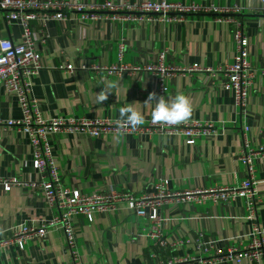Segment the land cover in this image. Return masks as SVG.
Listing matches in <instances>:
<instances>
[{"label": "crops", "instance_id": "crops-1", "mask_svg": "<svg viewBox=\"0 0 264 264\" xmlns=\"http://www.w3.org/2000/svg\"><path fill=\"white\" fill-rule=\"evenodd\" d=\"M70 1L102 5L107 0ZM170 1L243 10L236 19L249 39V61L257 73L247 108L235 106L234 95L223 88L224 74L218 71L235 60L234 22H219L217 16L201 14L188 16L184 23L149 18L111 21L107 13L98 20L83 21L81 14L73 11L63 21H56L40 13L31 25L39 40L43 69L31 80L30 97L38 101L43 117L115 121L119 108L132 103L144 114L141 126H145L151 121L154 104L143 103L151 92L165 99L183 93L192 101L190 121L209 122L218 129L215 136L199 139L195 145H188L182 136L161 133L98 138L83 133L52 135L65 187L88 195L118 192L139 197L155 194L161 179L169 181L170 192L184 193L236 187L248 178L239 154L245 142L253 148L264 145V76L260 73L264 67V0ZM22 33L19 25L0 19V40L20 43ZM44 33L47 43L40 41ZM119 63L180 70L199 65L211 71L176 73L165 79L167 91L162 92L157 74L146 70L109 75L82 68H111ZM67 64L73 67L72 72L61 69ZM110 83L115 85L113 92L103 104L97 103L96 94ZM22 117L18 98L0 86V181L17 179L22 184L10 192L0 185V242L10 238L16 228H37L55 215L45 202L40 176L33 169L28 135L8 125ZM255 169L261 200L258 222L264 234V160H256ZM160 216L168 242L165 248L148 238L149 220L127 207L96 214L92 222L79 216L75 220L76 240L83 264H164L187 255L202 258L196 264H256L249 260L228 263L194 246L204 233L207 241L216 243V251L247 248L253 222L247 219L244 199L231 204L210 199L200 204H166ZM185 240L193 244L173 245ZM0 264H72V258L64 232L50 229L45 239L29 242L24 250L18 246L0 249Z\"/></svg>", "mask_w": 264, "mask_h": 264}, {"label": "built area", "instance_id": "built-area-1", "mask_svg": "<svg viewBox=\"0 0 264 264\" xmlns=\"http://www.w3.org/2000/svg\"><path fill=\"white\" fill-rule=\"evenodd\" d=\"M72 11L80 13L83 21L98 20L102 13H107V18L111 21H134L149 18L148 20L159 19L163 22L184 23L188 16L201 14L217 16L219 22H234L236 24L234 33L235 60L225 70L218 71L224 74L223 88L234 95L235 106L240 110H245L248 106L250 88L255 82L257 73L249 61V39L242 23L236 19V16H239L243 11L239 7L222 9L200 4L184 5L170 0H143L133 3L129 1L115 3L107 0L102 5H88L70 0H0V19L10 25H19L23 30L20 43L0 40V86L18 98L23 114L21 120L8 122V125L14 126L19 132L28 135L33 148V169L41 179L39 186L42 189L46 204L55 211V215L50 220H43L40 227L22 226L16 228L10 238L0 242V249L18 246L24 250L29 242L45 239L50 229H61L66 238L72 264H83L76 240V218L83 216L92 222L96 214L117 212L123 207L131 209L138 217L149 220L148 238L155 241L159 247L165 248L168 246V242L164 237V220L160 216V210L164 205L194 202L200 204L209 199L215 203L231 204L236 199L242 198L246 201L247 219L253 222V235L250 245L245 249L230 248L226 252L216 251V243L212 240L207 241L204 233H201L195 240L194 246L197 251H205L208 254L211 252V255H217L221 260L228 263H241L243 260H249L256 264H264V234L258 222V208L261 200L255 179V161L264 160V145L253 148L245 142L239 154V160L246 167L248 178L236 187L172 193L169 191V181L161 179L156 185L157 192L155 194L137 197L132 193L118 192L88 195L63 185L51 144L52 135L83 133L91 138L117 135L116 120L47 119L43 117L38 101L30 97L31 80L38 76L43 69L42 54L37 49L39 40L34 33L31 22L38 19L40 13L49 14L53 20L63 21L66 14ZM47 39L48 35L44 33L40 41L47 43ZM120 49L119 59L121 63L124 50L123 47ZM120 63L111 68L99 66L90 68L83 66L82 68L109 75L146 70L157 74L159 77L158 84L162 92L167 91L165 79L176 73L211 71L210 69H203L199 65L180 70L166 68L162 65L141 68ZM61 69L68 72L73 71L70 64L62 66ZM260 73L264 76V67ZM155 133L182 136L188 145H195L199 139L215 136L218 129L209 122L189 121L187 124L179 126L161 127L153 125L150 121L145 126H139L135 130L128 129L123 135H152ZM0 185L5 192H10L14 187L22 184L19 180L12 179L0 181ZM184 244H193V242L189 240L177 241L173 245ZM201 261L202 258L187 255L173 258L164 264H196ZM212 261L210 260V262Z\"/></svg>", "mask_w": 264, "mask_h": 264}, {"label": "clouds", "instance_id": "clouds-1", "mask_svg": "<svg viewBox=\"0 0 264 264\" xmlns=\"http://www.w3.org/2000/svg\"><path fill=\"white\" fill-rule=\"evenodd\" d=\"M115 87L108 84L96 94V101L103 104L107 101L109 95ZM144 105H152L151 122L153 125L163 126H179L187 124L193 115V106L191 99L183 94L177 93L174 97L165 99V96H157L155 92H151ZM145 123L144 114L137 110L132 103L119 108V118L115 121L117 137L125 134L128 129L135 130Z\"/></svg>", "mask_w": 264, "mask_h": 264}]
</instances>
